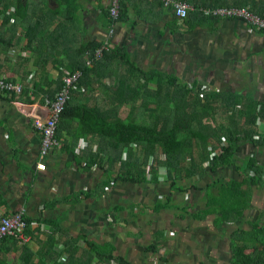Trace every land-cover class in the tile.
<instances>
[{"label":"crops","instance_id":"crops-1","mask_svg":"<svg viewBox=\"0 0 264 264\" xmlns=\"http://www.w3.org/2000/svg\"><path fill=\"white\" fill-rule=\"evenodd\" d=\"M185 1L210 7L235 0ZM247 1L264 7V0ZM108 7L109 0H0V77L22 84L20 93L0 91V209L23 207L39 225L26 231L27 241L1 239L0 264H64L65 259L79 264H217L213 258L221 250H228L230 259L227 235L234 226L226 222L219 229L205 209L206 196L216 194L213 181L238 176L233 164L178 177L180 188L171 184L160 162L155 180L118 181L105 166H87L86 146L96 152L98 145L74 140L76 122L68 119L57 135L60 145L45 156V168H37L41 133L33 119L46 115L45 97L57 92L60 69L72 68L85 44L109 38L112 48L123 49L142 69L175 75L199 90L234 91L264 101V31L196 10L180 18L160 0H121L122 18L109 33ZM101 80L110 83L107 76ZM103 99L96 88L77 97L88 104ZM258 128L264 129V123ZM253 151L245 143L235 163ZM126 153L123 148L121 157ZM104 158L101 153L99 161ZM225 168L232 174L222 173ZM85 248L89 255L81 252Z\"/></svg>","mask_w":264,"mask_h":264},{"label":"trees","instance_id":"trees-1","mask_svg":"<svg viewBox=\"0 0 264 264\" xmlns=\"http://www.w3.org/2000/svg\"><path fill=\"white\" fill-rule=\"evenodd\" d=\"M193 5L196 12L214 17L199 11L198 3ZM223 5L248 6L264 17L261 2L221 1L210 7ZM119 18H122L121 9ZM98 45H83L70 68L80 69L82 75L70 90L56 134L66 120L76 122L75 130L71 131L73 139L82 138L98 145L96 152H91V145L86 146L87 166L93 163L105 166L106 173L115 171L114 179L118 181L155 180L160 159L175 188H180L178 177L235 165L238 176L217 178L210 185L216 194L206 196L205 212L214 214L215 223L231 222L234 226L229 235L231 255L227 264H264V207L252 206L254 190L264 187V158L255 155L256 151L264 155V129L258 128L259 123H264V101L234 91L196 90L180 83L175 75L138 67L121 48L111 47L92 66H87L86 51L93 52ZM61 75L62 69L58 90ZM105 76L109 77V84L102 82ZM95 88L104 93L105 99L94 100L92 104L77 101L79 94ZM121 109L127 110L125 116L120 115ZM209 116L213 121H204ZM245 143L252 145L253 155H248L241 164L235 163ZM134 146L138 152L132 159ZM123 148H127L125 158L121 157ZM214 149L219 152L211 156ZM101 153H105L102 162ZM247 208L253 209L254 214ZM25 220L31 221L28 217ZM73 250L76 252L79 247ZM81 252L89 255L88 248ZM67 261L64 264H79L78 260Z\"/></svg>","mask_w":264,"mask_h":264},{"label":"built area","instance_id":"built-area-1","mask_svg":"<svg viewBox=\"0 0 264 264\" xmlns=\"http://www.w3.org/2000/svg\"><path fill=\"white\" fill-rule=\"evenodd\" d=\"M121 0H109L108 14L110 18L108 32H113V26L119 17ZM166 7H171L177 17L185 18L189 12L196 10L185 0H160ZM199 11L209 14L216 18H234L247 22L251 27L257 30L264 31V17L252 11L248 6H215V7H199ZM111 49L109 38L104 39L93 50V52L86 51L85 64L92 66L93 61L100 59L106 51ZM82 75L80 69H62L61 86L54 97H45V105L47 107L46 115L44 117H35L33 119L34 127L41 133V142L39 147V162L38 169L45 168L44 158L48 152L60 145L57 137V125L60 115L65 108L70 90L79 83ZM0 91L1 92H15L22 91V84L13 82L3 77H0ZM224 144V141H222ZM219 149H214L211 153L216 154ZM125 153V152H124ZM207 163V161H206ZM26 210L23 207L17 208L13 211H4L0 209V240L6 237H14L20 241H27L29 235L26 233L28 229L34 230L39 225L37 222L25 220ZM107 264H121L116 260H111Z\"/></svg>","mask_w":264,"mask_h":264},{"label":"rangeland","instance_id":"rangeland-1","mask_svg":"<svg viewBox=\"0 0 264 264\" xmlns=\"http://www.w3.org/2000/svg\"><path fill=\"white\" fill-rule=\"evenodd\" d=\"M151 85V84H150ZM152 86V85H151ZM196 90H199V89H196ZM127 113V110L126 109H121L120 111V115L121 116H125ZM207 119H204V121H206ZM135 156L137 155V152H138V149H137V146L135 147ZM246 152V151H244ZM240 153V152H239ZM238 153V154H239ZM161 163V165H164V162L163 161H159ZM159 164V163H158ZM233 171V170H232ZM222 173H225V174H232L228 168H225ZM234 174V173H233ZM236 176V174H234ZM130 200L132 199V196L131 197H128ZM125 200L127 198H124ZM123 199V200H124ZM252 206L256 209L257 207L259 208L260 206L263 208L264 207V187L263 188H256V191H255V194H254V200H253V203H252ZM247 211H252L253 209L251 208H247L246 209ZM255 212V211H254ZM254 212L252 211L251 213L254 214ZM223 227V222H221L219 224V229ZM211 230H214V227H210ZM224 229V228H223ZM215 233L217 232V230L215 229L214 230ZM213 231V232H214ZM229 236V234L227 235ZM212 244L209 245V246H206L205 249L208 250V249H211L213 248ZM209 251V250H208ZM215 254H218V256L216 258H213V261L217 264H227L228 263V260H229V252L228 250H221L220 253H215ZM225 256L228 257V259L225 258ZM206 264H209L208 261H205Z\"/></svg>","mask_w":264,"mask_h":264}]
</instances>
